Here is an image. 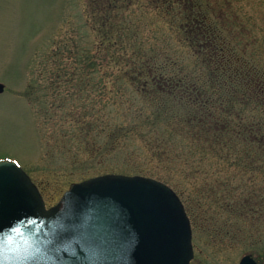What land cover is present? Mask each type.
<instances>
[{
  "label": "rangeland",
  "instance_id": "374dc122",
  "mask_svg": "<svg viewBox=\"0 0 264 264\" xmlns=\"http://www.w3.org/2000/svg\"><path fill=\"white\" fill-rule=\"evenodd\" d=\"M193 1L203 4L227 38L238 42L235 50L245 51L264 68V0ZM181 2L0 0V83L5 85L0 94V160L17 162L40 188L48 207L73 183L90 177L109 173L159 179L176 191L192 218L191 264H239L245 255L264 264V219L242 237L228 233L216 237L221 230L216 224L219 228L223 224L206 209L210 204L198 197L201 174L192 181L181 166L153 159L144 139L156 136L147 128L122 137L111 150L103 147L93 158L78 139L82 138L78 131L84 132L73 122V113L80 121L84 115L93 128L91 137L99 136L102 143L99 128L105 121L115 125L118 107L136 100L129 83L119 80L117 70L105 61L114 55L103 51L107 14L149 55L166 54L185 64L193 53L181 46ZM89 59L95 65L92 69L85 66ZM85 75L93 79L82 96L83 82L75 84L72 78ZM218 211L221 215V208Z\"/></svg>",
  "mask_w": 264,
  "mask_h": 264
},
{
  "label": "trees",
  "instance_id": "16d2710c",
  "mask_svg": "<svg viewBox=\"0 0 264 264\" xmlns=\"http://www.w3.org/2000/svg\"><path fill=\"white\" fill-rule=\"evenodd\" d=\"M207 10L201 3L183 1L181 46L193 53L185 64L166 54L149 55L107 14L103 51L114 55L105 61L117 70L119 80L129 83L136 100L118 107L115 125L104 120L98 130L102 143L99 136L91 137L93 128L84 115L82 121L76 112L72 118L77 127L82 125L84 134L78 131L82 137L78 139L92 158L103 147L111 150L122 137L147 128L156 136L144 139L153 159L181 166L192 181L201 174L198 197L210 204L206 209L223 224L221 228L216 224L215 229H221L216 237L227 233L242 237L264 219V68L245 51L235 50L238 42L227 38ZM85 66L95 67L90 59ZM92 79L74 76L72 81L83 82V96ZM120 96L123 99L122 91Z\"/></svg>",
  "mask_w": 264,
  "mask_h": 264
},
{
  "label": "water",
  "instance_id": "95a60500",
  "mask_svg": "<svg viewBox=\"0 0 264 264\" xmlns=\"http://www.w3.org/2000/svg\"><path fill=\"white\" fill-rule=\"evenodd\" d=\"M192 258L190 221L161 182L104 175L73 185L47 210L22 169L0 163V264H189ZM239 264L257 263L246 255Z\"/></svg>",
  "mask_w": 264,
  "mask_h": 264
},
{
  "label": "flooded vegetation",
  "instance_id": "af4514ba",
  "mask_svg": "<svg viewBox=\"0 0 264 264\" xmlns=\"http://www.w3.org/2000/svg\"><path fill=\"white\" fill-rule=\"evenodd\" d=\"M165 1H166V0H162V4L165 3ZM167 1H169V0H167ZM162 4H161V5H162ZM181 5H182V7H183V0H182V2H181ZM167 7H168V5H167Z\"/></svg>",
  "mask_w": 264,
  "mask_h": 264
}]
</instances>
